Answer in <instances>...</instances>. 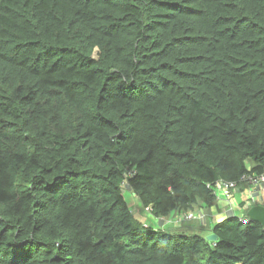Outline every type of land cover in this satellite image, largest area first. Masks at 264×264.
<instances>
[{
	"label": "trees",
	"instance_id": "1",
	"mask_svg": "<svg viewBox=\"0 0 264 264\" xmlns=\"http://www.w3.org/2000/svg\"><path fill=\"white\" fill-rule=\"evenodd\" d=\"M263 172L264 0H0V264H264Z\"/></svg>",
	"mask_w": 264,
	"mask_h": 264
},
{
	"label": "built area",
	"instance_id": "2",
	"mask_svg": "<svg viewBox=\"0 0 264 264\" xmlns=\"http://www.w3.org/2000/svg\"><path fill=\"white\" fill-rule=\"evenodd\" d=\"M244 183L252 186V189L250 190V198L246 202L249 203L251 201H255L257 203H264V200L262 198V192H264V172L262 174H257V175H250V174L244 175L238 181L219 180L214 183V187H216L217 189L218 197L221 191L222 194L226 197V199L232 202L233 201L232 198L234 197L233 194L237 192ZM146 212L150 217H152V209L150 207L146 208ZM233 213L234 211H232L231 216H236L235 214L233 215ZM240 219L243 223L250 222V219L248 218L245 219V217L244 218L240 217ZM195 220H198L203 224L206 221V215L203 212L186 213L179 217L177 223L181 224L184 222H192Z\"/></svg>",
	"mask_w": 264,
	"mask_h": 264
},
{
	"label": "crops",
	"instance_id": "3",
	"mask_svg": "<svg viewBox=\"0 0 264 264\" xmlns=\"http://www.w3.org/2000/svg\"><path fill=\"white\" fill-rule=\"evenodd\" d=\"M252 189V186L249 185V187L245 188L243 190V185L240 187V189L235 192L233 195L234 197L232 198L233 201L231 202L230 200L226 199V197L222 194H219V199L217 202V206L213 208L210 217L213 219L212 223H219L220 221L226 219L227 217L232 215V211H234L233 215H236V212H239L241 216H243L248 207L251 205V202L247 203L248 199L250 198V190ZM224 196L225 198H222ZM240 198L238 199V197ZM262 198L264 200V192H262ZM224 199V200H223ZM238 200V201H237ZM258 200V199H257ZM220 202H224V205H220ZM255 202L250 206L252 207ZM230 205V208H228ZM137 210L139 207L136 205ZM136 216H138L136 214ZM237 216V215H236ZM180 215L178 216H171L168 219H161L157 221V224H159V228L163 230H188V223L189 222H184L181 224H178V219ZM207 222L202 224L203 226H206ZM187 228V229H186ZM211 234V233H210ZM209 235V234H208Z\"/></svg>",
	"mask_w": 264,
	"mask_h": 264
},
{
	"label": "rangeland",
	"instance_id": "4",
	"mask_svg": "<svg viewBox=\"0 0 264 264\" xmlns=\"http://www.w3.org/2000/svg\"><path fill=\"white\" fill-rule=\"evenodd\" d=\"M248 165H249V167L250 166H252V163L249 161L248 162ZM127 188H126V192H125V196H126V200H127V202L129 203V205H130V207H131V211H132V213H134V215H138V216H141L142 217V215H141V213L143 214V217L145 216V217H149L150 218V216L149 215H147L146 216V213L145 212H142L143 210H142V206H140V204H139V201H138V198H136L135 196H134V194H132V192L129 190V188H128V186H126ZM220 194L222 195V192L220 191ZM222 198H225L224 196H222ZM240 198V196L238 197V199ZM224 200V199H223ZM238 201V200H237ZM136 205L139 207V209H141V213H140V211H139V209L137 210V208H136ZM220 205H224V202H220ZM228 208H230V205H229V207ZM231 209V208H230ZM236 215L237 216H241V214L239 213V212H236ZM151 220H152V218H150ZM156 225H157V227L159 228V224H157V221H156ZM148 226V225H147Z\"/></svg>",
	"mask_w": 264,
	"mask_h": 264
},
{
	"label": "water",
	"instance_id": "5",
	"mask_svg": "<svg viewBox=\"0 0 264 264\" xmlns=\"http://www.w3.org/2000/svg\"><path fill=\"white\" fill-rule=\"evenodd\" d=\"M248 215L251 221L261 224L264 228V205L257 204L256 206L252 207L249 210ZM218 239V236L214 233L207 236V240L209 242H217Z\"/></svg>",
	"mask_w": 264,
	"mask_h": 264
},
{
	"label": "clouds",
	"instance_id": "6",
	"mask_svg": "<svg viewBox=\"0 0 264 264\" xmlns=\"http://www.w3.org/2000/svg\"><path fill=\"white\" fill-rule=\"evenodd\" d=\"M261 174H262V173H261ZM247 175H248V174H247ZM250 175H254V174H250ZM242 185H248V187H249V184H246V183H244V184H242ZM126 188H127V187H126ZM218 199H219V197H218ZM253 202H255V201H251V205L253 204ZM257 204H262V205H264V203H257V202H255L254 205H253L252 207L256 206ZM251 205H250V206H251ZM250 206L248 207V209H247V211H246L247 214H248L249 210L252 208V207H250ZM198 212H203V211H198ZM146 213H147V212H146ZM192 213H196V212H192ZM203 213H204V212H203ZM183 214H186V213H183ZM183 214H180V216L183 215ZM204 214H205V213H204ZM245 214H246V213H245ZM245 214H244V215H245ZM205 215H206V214H205ZM244 215H243V216H237V217H239V218H240V217L244 218V217H245ZM248 217H249V215H248ZM227 218H228V217H227ZM166 219H167V218H166ZM249 219H250V217H249ZM224 220H225V219H224ZM197 221H198V220H197ZM206 221H207V215H206ZM206 221H205L204 223H206ZM222 221H223V220H222ZM250 221H251V219H250ZM192 222H193V221H192ZM199 222H200V221H199ZM220 222H221V221H220ZM189 223H190V222H189ZM189 223H188V224H189ZM200 223H201V222H200ZM204 223H203V224H204ZM201 224H202V223H201ZM166 231H167V230H166ZM211 234H213V233H211ZM214 234H215V233H214ZM209 235H210V234H209ZM213 243H216V242H213Z\"/></svg>",
	"mask_w": 264,
	"mask_h": 264
}]
</instances>
